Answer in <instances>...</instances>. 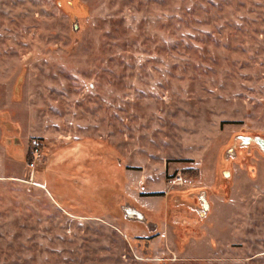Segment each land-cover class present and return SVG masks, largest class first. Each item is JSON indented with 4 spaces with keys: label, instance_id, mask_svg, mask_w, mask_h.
I'll use <instances>...</instances> for the list:
<instances>
[{
    "label": "rangeland",
    "instance_id": "374dc122",
    "mask_svg": "<svg viewBox=\"0 0 264 264\" xmlns=\"http://www.w3.org/2000/svg\"><path fill=\"white\" fill-rule=\"evenodd\" d=\"M28 108L62 139L95 130L120 165L164 183L168 203H134L143 217H130V195L114 186L103 214L70 215L31 179L34 141L35 169L49 156L34 137L26 157L0 159V264H264V146L241 142L264 140V0H0L3 138L17 111L43 131ZM176 173L192 184L171 186ZM198 186L230 205L213 199L206 214L199 199L181 219L175 191ZM211 205L231 215L229 243L207 239ZM152 222L168 231L153 236Z\"/></svg>",
    "mask_w": 264,
    "mask_h": 264
},
{
    "label": "crops",
    "instance_id": "0c3cea01",
    "mask_svg": "<svg viewBox=\"0 0 264 264\" xmlns=\"http://www.w3.org/2000/svg\"><path fill=\"white\" fill-rule=\"evenodd\" d=\"M25 111L27 114L31 115V118H36L38 121L37 125H41L43 131L39 133L33 132L32 127H27L26 121H23L24 119L19 116V111H17L16 115H13L14 119L6 122V125H8L6 126L9 133L8 138H3V131L0 128V139L2 140V142H0V159L8 164L15 156L24 158L27 155V153H25L27 152V144L32 138L45 137L48 139L49 152L47 153L49 156H47L48 158L45 164H42L33 171L31 179L33 181L36 179L41 181L50 197L56 203L62 205L64 211L68 212L70 215L75 216L77 212L79 216H97L103 214L105 212L104 208L106 207L104 205L103 194L107 188L110 187L111 189V187L114 186H119L122 191L130 195V198L125 197L123 199L124 202L121 204L122 210L125 209V206H130L139 211V209L134 206L138 204V206L144 209L158 211L164 200L168 203V197L166 198L167 189H165L166 186L164 183L162 184L163 189L161 187L159 189L150 188V172L144 169L139 175H136L133 171L120 165L118 161L111 157L110 153L107 154L112 151V148L104 143L102 136L97 134L95 130L93 134H84L77 139L76 137L62 139L60 137L64 136L61 131H51L47 128V124L45 126L44 123L48 120L47 116H39L32 108H28ZM23 149L25 150L24 153ZM104 154H106L105 158ZM242 157L241 153L239 154L236 150L234 155H231L230 158L227 159V157H224L225 162L223 163L227 164V167L221 169V175L223 171V177L225 178L226 172H229V167L232 166V163L235 161L237 163L240 162ZM19 159L20 158H18L17 162H19ZM215 172L212 174L213 179L211 183L215 180ZM247 173L250 174V172ZM225 186L226 185H224L223 188H226ZM203 191L208 190L198 186V188L191 190L182 191L178 189L175 191L177 193V199H175V201L177 200L178 202L177 206L186 204V208L182 210L183 212H180L181 219L187 216H193L192 214L196 213L191 209L192 207H197L199 199H204L202 196ZM160 193L161 195H158ZM112 197H115V194L112 195ZM211 197H209L211 204L215 203L213 200L215 199L222 207L230 205V203H226L225 199L220 196V192L215 191ZM255 206L257 205L255 204ZM239 207H241L240 204ZM212 208L213 205H211V210L207 219H213V222L215 220V225L208 228L207 239L211 242L217 239V241L223 243L233 240L230 238V234L236 233L237 229L231 230L233 224L231 215L226 218H221L218 213L214 214ZM152 224L154 225L153 228L156 229L155 232L152 233L153 236H161L162 233L168 231L167 223H162L161 227L158 222H152ZM195 227L196 226H194V229ZM220 227L222 229H220ZM153 228L151 230H153ZM242 228L243 227L240 225L239 229ZM195 230H197V227ZM231 249V247L222 248V253L229 254Z\"/></svg>",
    "mask_w": 264,
    "mask_h": 264
},
{
    "label": "built area",
    "instance_id": "2783aa9c",
    "mask_svg": "<svg viewBox=\"0 0 264 264\" xmlns=\"http://www.w3.org/2000/svg\"><path fill=\"white\" fill-rule=\"evenodd\" d=\"M41 143L38 140H36L34 141V145L31 148V152H30L31 162L29 163V167L32 170H35L38 162H41L43 160L44 155L42 153ZM168 182L171 186H177V187L187 186L192 184L191 179L183 175L182 173L172 174Z\"/></svg>",
    "mask_w": 264,
    "mask_h": 264
},
{
    "label": "flooded vegetation",
    "instance_id": "af4514ba",
    "mask_svg": "<svg viewBox=\"0 0 264 264\" xmlns=\"http://www.w3.org/2000/svg\"><path fill=\"white\" fill-rule=\"evenodd\" d=\"M245 137H246L245 139H242L241 140V142H243L244 144H249V143H251L253 141L252 143H255L260 148L262 146H264V145H261V142H262V138L261 137H255L253 139H252L251 136H245ZM125 210L127 212H129L131 214L130 216H132V217L135 216V217H137L139 219L143 217L142 214L139 211H137L136 209H133L130 206H125Z\"/></svg>",
    "mask_w": 264,
    "mask_h": 264
},
{
    "label": "water",
    "instance_id": "95a60500",
    "mask_svg": "<svg viewBox=\"0 0 264 264\" xmlns=\"http://www.w3.org/2000/svg\"><path fill=\"white\" fill-rule=\"evenodd\" d=\"M242 139H245L246 137L245 136H241ZM261 145H264V140L262 139V142H261ZM205 192V191H204ZM202 202V207L205 211V213L207 214L209 209H210V202L208 201V198L207 197H204V199L201 201ZM125 211V215H128L130 216L131 214L129 212H127L126 210Z\"/></svg>",
    "mask_w": 264,
    "mask_h": 264
},
{
    "label": "trees",
    "instance_id": "16d2710c",
    "mask_svg": "<svg viewBox=\"0 0 264 264\" xmlns=\"http://www.w3.org/2000/svg\"><path fill=\"white\" fill-rule=\"evenodd\" d=\"M130 217H132V216H130Z\"/></svg>",
    "mask_w": 264,
    "mask_h": 264
}]
</instances>
